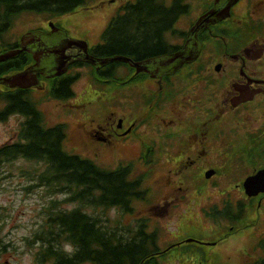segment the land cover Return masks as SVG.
Here are the masks:
<instances>
[{"label":"rangeland","instance_id":"374dc122","mask_svg":"<svg viewBox=\"0 0 264 264\" xmlns=\"http://www.w3.org/2000/svg\"><path fill=\"white\" fill-rule=\"evenodd\" d=\"M123 1L125 0H89L86 3L87 6L90 4L97 6L87 7L81 5L72 13L56 16L55 20L58 19L62 23L69 36L84 38L92 44L98 41L102 28L115 12L116 7ZM210 1L186 0L189 10L182 15L179 26L184 27L183 29L186 30L187 24L192 19H196L211 4L212 1ZM244 2L246 5L238 11L239 15L234 10L232 16L225 21L224 25H227V27L217 25L212 30L211 37L206 43L208 49V51H206V48L204 50L206 61L211 57L207 52L213 54L209 70L217 68L221 71L219 75L222 74V77L228 75L229 78L230 75L237 74L235 69L237 63H231L229 60L220 57V52L223 51L226 44L229 46H237L238 44L242 46L254 37H264V24L261 28H256V26L255 29L251 28L256 22H264V0H245ZM10 19H13L10 23L11 26L4 33V41L9 43L13 42L12 40L24 31L36 27L40 28L47 20L45 12H22L14 14ZM221 28H226L232 36L220 37L222 40L219 47V42L217 43V40L213 38L217 35V30ZM66 31L64 30V32ZM53 37L54 35L50 33L42 34L43 40L46 41H51ZM60 37L56 36L55 40ZM30 56L31 54L24 55L27 58H30ZM263 61L258 63L248 62V64L252 65L251 67H256L261 66L259 64H262ZM218 62L223 65H216ZM192 65H186L187 67L182 68L183 70H180V73L177 74L184 75ZM90 70L92 71V68ZM128 70V65L124 64L115 73L116 75H118V72L125 74ZM76 71H79L80 79L75 82L74 89L76 94H83L71 102H57L55 99L54 101L51 99H47L49 101L44 100L39 105V109L43 112L46 125L57 124L60 121L64 122L67 127L64 140L65 149L89 157L102 167L112 169L120 161L124 164L131 163L132 176H143L142 188L148 189L144 193L146 200H133L131 211H124L118 207L102 208L92 206H87L85 211L99 217L100 223L110 229L118 227L119 234H122L127 228H136L139 218L145 219L149 224L150 229H147L148 231H153V228L158 229L157 243L161 251L167 252L166 254L163 253V257L159 259L160 264H245L257 258L258 255L260 256L261 252L258 248H255V242L260 238L259 236L264 235V202L259 219L252 221L256 214L250 217L249 211L247 218L237 224L240 225L239 230L233 233H230L227 228L230 222L225 219L214 222L202 210L212 203L222 205L229 189L230 191H237L232 188L236 187V182L239 183L246 173H242V169L237 166L236 159L230 160L225 155L226 150L224 149L229 147V141H232L233 137L242 135L232 133L224 119L220 117L216 119L215 133L207 138H202L203 141L206 140L212 143L214 141L217 146L215 151L218 154L211 152L190 155L179 153V150L183 147L189 152L193 136L181 137L180 140L167 139V136L164 137L163 132L165 130L163 129L177 132L174 133L175 135L180 134L178 121L175 119L174 127L170 126L168 128L164 127L161 121L162 118L168 120L170 116L174 117L175 114L183 116L187 108L167 105L154 112L145 109L146 106H143L139 112L133 110L135 103L139 102L140 105L145 103L143 101L145 99L144 94L146 95L149 89H153L155 92L158 90L157 82L154 79L139 76L136 79L137 83L134 85H118L116 88L120 90L121 100L118 103L120 104L119 109L125 113L124 117L130 116L133 120L136 117L135 124L142 122L141 127L136 133L131 134V136L127 134V137L122 140H115L111 144L101 143L92 134L93 127L110 120L109 117L115 111L116 106L113 102L114 87H110L111 85L102 89L93 87L91 84L96 85L91 81V74L86 66L74 72ZM177 74H173L174 77H177ZM179 79L182 80V78ZM88 84H90V87L85 91ZM219 85L225 87L222 80ZM215 86H217L215 83L210 86L205 85L202 87L203 92L208 93ZM129 87L133 88L138 96H130L133 92L132 89H127ZM121 88L125 89L122 90ZM219 92L220 94L223 93L220 86L218 88ZM186 93L189 94V97L193 95L194 100L206 98L200 92L196 94L193 92L192 94L187 91ZM167 94L166 92L165 96ZM42 97H44V94ZM217 98L219 99V95ZM177 99H180V97L178 96ZM107 100H112V102ZM192 109L193 107L188 110V116L192 119L197 116L195 118L197 126L202 125L198 121L204 120V117L202 118L197 110ZM21 120V116L13 115L0 122V145L15 139ZM190 124L192 125V122ZM222 126L226 128L225 131L227 132L222 130ZM142 135L143 138L140 137ZM156 138H158L159 147L158 144H154ZM243 142L245 141L242 139L238 140L235 149L238 147L242 149L243 145L241 144ZM160 144L171 148L164 152L159 150L162 147ZM145 145L153 146L152 154L148 156V163L144 162L141 156V151L144 152L143 147ZM230 150L235 154V157L238 156L239 160H244L247 165L257 167L263 164L264 151H255L248 155L247 153H238L239 151L236 152L232 148ZM169 152L177 155L179 159L183 158L177 164L178 166L175 164L177 157L168 154ZM194 158L195 160L190 165L194 168L186 166L187 162ZM209 166L214 167L215 170L218 169L219 172L209 178L210 180H206L203 173L204 169ZM44 168L43 164L36 160L23 158L6 162L0 168V264H37L36 253L39 250V241L37 242V239L32 238V233L34 230L39 232L43 228L44 207L50 204L49 201L68 196L64 193L50 195L47 187L40 184L36 174ZM203 180L206 183L202 184ZM212 180L217 181V183L219 181L218 186H215L217 183L213 184ZM241 196L244 195L239 192L234 193L233 201ZM257 201V199L253 200L251 209L257 206ZM78 203L77 201L63 202L58 207L73 209L78 206ZM247 220L251 221L253 225L246 227ZM187 237L195 238L197 242H181L178 244L177 241ZM172 243L175 245L169 248L168 246ZM84 264L92 263L87 262Z\"/></svg>","mask_w":264,"mask_h":264},{"label":"trees","instance_id":"16d2710c","mask_svg":"<svg viewBox=\"0 0 264 264\" xmlns=\"http://www.w3.org/2000/svg\"><path fill=\"white\" fill-rule=\"evenodd\" d=\"M86 1L0 0V8L7 24L13 20L10 18L14 14H63L84 5ZM186 12V5L181 4L180 0H173L170 4L164 0H135L126 4L122 13L114 16L106 25L101 35L103 43L97 46L94 54L103 57L127 55L138 60L157 58L168 51L166 34L174 31L175 20ZM18 64V56L0 62V75L18 67ZM119 65L121 63L112 62L110 67L98 73L105 77L113 76ZM72 81L70 77L60 79L52 96L65 99L72 95ZM23 95L21 91L0 90V121L11 113L25 116L19 133L23 142L17 140L0 146V168L17 158L36 160L45 167L36 176L40 184L47 187L50 195L68 194L62 199L50 200V204L44 207V226L32 235L40 242L36 253L37 262L159 264L158 229L148 231L145 219L138 221L136 228H127L119 234L118 227L110 229L102 225L99 217L83 208L115 206L131 211L133 200L145 198L142 176L131 177L129 165L106 169L88 157L65 150V125L45 126L42 113L32 102L23 100ZM67 201L79 203L70 210L58 207ZM230 204L225 202L222 208L210 209L207 214L216 221L225 219L242 222L248 202L240 199L232 208ZM64 242L71 243V252L64 250ZM256 246L261 250V255L245 264H264V237L258 239Z\"/></svg>","mask_w":264,"mask_h":264},{"label":"flooded vegetation","instance_id":"af4514ba","mask_svg":"<svg viewBox=\"0 0 264 264\" xmlns=\"http://www.w3.org/2000/svg\"><path fill=\"white\" fill-rule=\"evenodd\" d=\"M213 1L209 8L213 4L212 8L215 7L217 9H221L225 3L229 2V0H219L217 2L216 0ZM242 4L243 0H238L233 5V7ZM196 21L197 20L190 24L187 30H179L178 34L166 38L168 51L159 56V60L152 61L149 63V65H147V59L138 60L131 56L133 61H140L144 65L149 66V71L144 73L148 74L149 76H153V79L157 82L158 87L163 88L164 95L168 91L167 80L184 66L193 64L187 69L188 73L186 76L188 77L182 81V84L178 89L176 99H165L163 102H161V104L158 105V107H156V111L167 105L177 106L178 108H187L185 115L183 116H177L175 114L174 117L170 116L168 120L162 118L161 123L164 127H174L176 119L178 121V128L180 129V134L178 135L174 134L177 132L163 129L165 130L163 132L164 137L167 136L180 140L181 137L192 135L193 142L191 143L188 153H186L185 147H179L181 148L180 152L184 154H207L210 152L216 153L215 147L217 146L215 145L214 141L213 143L207 142L206 140L203 141L202 138H207L209 135L215 133V129L217 127L216 119L221 117L226 122L227 127L229 126L232 133L242 135L240 137L235 136L232 138V141H229L232 143V145H234V148L232 147V149H234L236 152L249 149L250 146L243 147L242 149L239 147L235 149V147L238 144V140L240 139L247 143L249 138L264 139V53L259 58H252L253 51L250 52L249 56H246L242 50V46H239V44L237 46H229L226 44L223 48V51L220 52V57L229 60L231 63H237L235 64L237 66L235 67L237 74H232L229 76V78L228 75L222 77V74L219 75L221 72L220 70H209V65L211 63L213 54H211L209 60L206 61V56L203 53V48L206 42L203 39L204 30L207 31L209 26L215 23H211L209 25L208 23L204 22L196 23ZM58 31H60V29ZM39 36L40 35L34 34V36H27L21 40L20 46H23L26 50L23 51L18 57V67H23L22 69H27L28 71L37 73L40 77L41 84H36L30 86L29 88L24 87L13 90H10L9 87L5 86L4 84L0 86L4 92L21 91L24 94L22 96L23 100L28 102H36V96H41L40 88H46L47 79L54 76L58 64L63 61V57H69V60L72 61L73 64L77 65H83L85 61L83 59L84 52L82 51L81 46H78L79 44H77L79 42L68 38L66 34L61 36L60 39L50 42L42 40L41 36ZM253 39H258L259 43L264 44V37ZM17 46H19V42L14 43V47ZM49 50L51 51L52 56L49 53ZM56 50L58 53H55ZM25 54H31L30 58L24 57ZM39 55H41V57H39ZM202 55H204L203 59ZM261 61H263L262 64H259L261 66L251 67L252 65L248 64V62L258 63ZM48 63L49 66L47 67L46 64ZM180 66L182 67L178 69ZM130 72V76L132 78H137L135 66H131ZM1 76L2 75H0V77ZM42 80H45L44 84ZM221 80L222 84H225V87L219 85ZM175 81L176 79H174V82ZM214 83L217 86L213 87L210 92H203L202 87L205 85L210 86ZM219 86L220 90L223 92L221 94L220 92L218 93ZM255 89L257 91L253 98L239 101L242 97L248 94L249 90L253 91ZM119 91L120 90L118 88L114 90L113 101L116 104V108L112 113L114 116L115 113L116 115L119 113L118 116L112 117L111 115L109 117L110 120L106 121L104 124H98L97 127L94 128L93 134L102 141L108 142L115 138L114 136H122V132L127 130L130 132L134 126L133 123V125L129 128V125L126 124V117L122 116L124 113L121 109H119L120 106L118 103L121 100ZM187 91L192 94L193 92L194 94L200 92L201 94L205 95L206 98H203L204 100H194V96L192 95L189 97V94L186 93ZM218 95L219 99L217 98ZM178 96L180 99H177ZM107 101L112 102V100ZM152 103L153 102H148V105L151 106ZM192 107V110H197V113H199L202 118L204 117V120L198 121L202 123L200 126H197L196 124L195 118H197V116H194L193 119L188 116V110H190ZM191 122L192 125L190 124ZM222 128L224 132H227L225 131V127L222 126ZM226 135H228V133H226ZM230 151V149H226V154L234 155V153ZM258 151H264V141H262V146L258 148ZM252 153L253 152H251V154ZM247 166L252 167L251 165ZM263 166L264 157L262 165L252 168L255 170Z\"/></svg>","mask_w":264,"mask_h":264},{"label":"water","instance_id":"95a60500","mask_svg":"<svg viewBox=\"0 0 264 264\" xmlns=\"http://www.w3.org/2000/svg\"><path fill=\"white\" fill-rule=\"evenodd\" d=\"M19 51V50H18ZM15 53V52H12L11 55ZM9 54H4L3 56H0V60L1 59H4L6 57H8ZM120 56H117V57H112V58H107V59H100L98 58V62L100 63H105L107 61H112L114 59H119ZM124 59H127L125 57H123ZM93 61V59L91 60ZM94 62V61H93ZM66 70V66H63L62 68H60L58 70V74L64 72ZM23 78V73H18L16 75H14L13 77H10L8 78L9 80V83L13 86L15 85H19V86H27V84H24L21 79ZM36 80H34V82L32 83H35ZM213 171L210 170L206 173L207 176L211 175ZM244 187H245V190L247 191L248 194H256L258 193L259 191H264V170H261L259 171L257 174L253 175V176H250L248 177L245 182H244Z\"/></svg>","mask_w":264,"mask_h":264},{"label":"clouds","instance_id":"9594fccd","mask_svg":"<svg viewBox=\"0 0 264 264\" xmlns=\"http://www.w3.org/2000/svg\"><path fill=\"white\" fill-rule=\"evenodd\" d=\"M63 247H64V250H65L66 252H71V250H72V245H71L70 242H66V243H64Z\"/></svg>","mask_w":264,"mask_h":264},{"label":"bare ground","instance_id":"6f19581e","mask_svg":"<svg viewBox=\"0 0 264 264\" xmlns=\"http://www.w3.org/2000/svg\"><path fill=\"white\" fill-rule=\"evenodd\" d=\"M33 165V164H32Z\"/></svg>","mask_w":264,"mask_h":264}]
</instances>
